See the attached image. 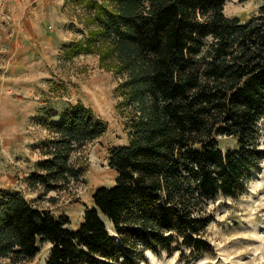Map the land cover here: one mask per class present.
Masks as SVG:
<instances>
[{
  "label": "trees",
  "instance_id": "16d2710c",
  "mask_svg": "<svg viewBox=\"0 0 264 264\" xmlns=\"http://www.w3.org/2000/svg\"><path fill=\"white\" fill-rule=\"evenodd\" d=\"M78 1L95 28L72 53L104 44L101 60L112 58L124 77L129 142L110 149L115 183L96 190L76 229L68 216L0 189V260L29 261L44 245L46 264H139L147 251L208 252V201L244 193L264 157V4L243 21L224 12L228 0ZM50 129L48 157L29 177L45 192L81 179L71 156L108 125L78 103ZM221 135L238 149L224 152Z\"/></svg>",
  "mask_w": 264,
  "mask_h": 264
},
{
  "label": "rangeland",
  "instance_id": "374dc122",
  "mask_svg": "<svg viewBox=\"0 0 264 264\" xmlns=\"http://www.w3.org/2000/svg\"><path fill=\"white\" fill-rule=\"evenodd\" d=\"M102 2V0H96ZM264 0H228L224 12L243 21L258 15ZM90 9L76 0H0V189L19 191L55 216L66 215L76 229L96 190L115 183L116 170L108 165L110 149L129 142L126 100L119 91L123 75L112 58L101 60L104 44L72 53L77 41L89 43ZM82 103L104 120L108 130L72 154L82 167L79 181L45 192L30 186L29 177L47 158L53 137L50 124L71 106ZM264 150V119L260 124ZM220 148L238 149L231 136L218 137ZM54 198V199H53ZM213 216L205 231L210 250L191 253L147 251L139 264H264V157L253 171L247 190L237 197L208 201ZM49 245L31 260L0 264H46Z\"/></svg>",
  "mask_w": 264,
  "mask_h": 264
}]
</instances>
